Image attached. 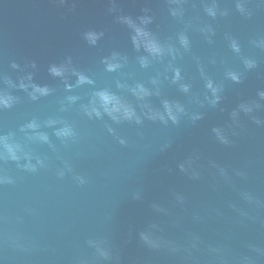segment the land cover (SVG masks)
<instances>
[{
    "label": "water",
    "instance_id": "1",
    "mask_svg": "<svg viewBox=\"0 0 264 264\" xmlns=\"http://www.w3.org/2000/svg\"><path fill=\"white\" fill-rule=\"evenodd\" d=\"M0 97V264H264V0H0Z\"/></svg>",
    "mask_w": 264,
    "mask_h": 264
},
{
    "label": "clouds",
    "instance_id": "2",
    "mask_svg": "<svg viewBox=\"0 0 264 264\" xmlns=\"http://www.w3.org/2000/svg\"><path fill=\"white\" fill-rule=\"evenodd\" d=\"M135 31H136V36L133 37V41H134V43H137V46H139L138 38H143L144 47H145L146 51H148L150 54H153V55H161L162 54L163 49L158 45V43L155 40L150 38L149 33L145 32L141 28H136ZM114 67H115L114 65H110L109 69L111 70ZM52 72L54 75H60L61 74L60 70H58L56 68H53ZM177 75H178V73H177ZM80 80H81V82H83L84 77H81ZM209 87H211V85H209ZM35 91L40 92L42 94H45V93H47L48 90L42 89V88H35ZM140 91L144 92V89L141 88ZM98 95L100 97V100H101L102 105H103L106 112L111 113V112L120 110V108L117 107V105H119V101L117 100L116 97L108 94L107 92H101V93H98ZM8 103H9V98L0 97V104H3L4 106H8ZM110 104L113 105L112 108L108 107ZM94 111H95V109H94ZM96 114L99 115V112H97ZM123 114L126 118H131L134 115V113L126 107L123 109ZM169 115H171L170 109H169ZM173 119H174V117H173ZM58 134L69 135L70 130L66 128V129L62 130L61 133H58ZM9 151L11 152L12 149L9 148Z\"/></svg>",
    "mask_w": 264,
    "mask_h": 264
}]
</instances>
